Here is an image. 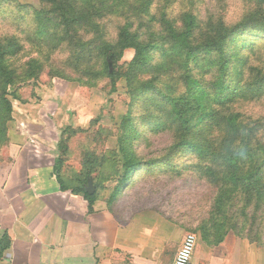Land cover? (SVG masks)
<instances>
[{
	"label": "rangeland",
	"instance_id": "374dc122",
	"mask_svg": "<svg viewBox=\"0 0 264 264\" xmlns=\"http://www.w3.org/2000/svg\"><path fill=\"white\" fill-rule=\"evenodd\" d=\"M190 15L199 39L228 33L232 101L215 104L212 70L201 71L206 113L192 109L185 127L162 94L182 90L172 75L181 58L170 26L181 29ZM105 41L118 58L114 89L99 54ZM150 44L156 47L138 72L136 46ZM217 116L233 123L218 132ZM220 133L224 148L242 152L238 158L199 160L189 150L203 134ZM27 142L30 149L55 145L68 185L91 163L104 199L184 225L198 236L195 256L227 234L264 246V0H0V164L11 160V145ZM127 155L151 164L115 196ZM206 165L214 167L200 169ZM171 166L178 168L168 173Z\"/></svg>",
	"mask_w": 264,
	"mask_h": 264
},
{
	"label": "crops",
	"instance_id": "0c3cea01",
	"mask_svg": "<svg viewBox=\"0 0 264 264\" xmlns=\"http://www.w3.org/2000/svg\"><path fill=\"white\" fill-rule=\"evenodd\" d=\"M41 145L13 144L0 164V264H173L184 225L156 211L128 213L112 195L90 210L82 193L61 189L55 145ZM199 249L192 264H264V246L249 236Z\"/></svg>",
	"mask_w": 264,
	"mask_h": 264
},
{
	"label": "trees",
	"instance_id": "16d2710c",
	"mask_svg": "<svg viewBox=\"0 0 264 264\" xmlns=\"http://www.w3.org/2000/svg\"><path fill=\"white\" fill-rule=\"evenodd\" d=\"M246 27H248V25L242 26L241 28ZM170 28L173 39L177 42L178 46V53L176 54L181 58L180 63L175 66L172 75L175 79H179L181 81L182 90L180 92H175L173 95L161 94L168 100L167 102H165L167 108H170L171 112L175 114L178 121L181 122V125L187 127L191 123V116L192 118L194 116V114L192 113V109L196 108L197 113H206V104H204L203 101L208 97L206 96L208 94L203 93V95H201V93H198V88L204 86L200 79L202 78V76L198 77L201 71L206 73L209 70H212L213 81L212 83H209L210 85L208 87H210L212 84L214 86V92H212L210 96L215 104L225 106L232 101V95H230L229 93L231 87L226 78L230 66L228 65V63L231 62L225 49V40L228 33H224L222 35L216 34L209 37L208 39H204L202 37L201 39H199L197 36V31H195L196 20L193 15H190L188 17L186 23L181 29L177 30L172 25L170 26ZM155 47V44H150L146 48H143L139 45L136 46L137 55L133 61L134 69L136 71L139 72V70L146 65V63L149 61L146 58V55L150 54ZM93 48L96 49L97 46L94 44ZM113 50L114 44L111 42L105 41L101 46H99V54L104 58L105 61L104 73L108 78H110L111 84L114 89L119 77L118 71H116L115 68L118 58L116 57ZM215 78L216 80L214 81ZM134 79L135 78L130 80V85L135 84ZM135 88L136 87H134V94L136 93ZM153 88L156 89L155 86H153ZM158 90L160 91L162 89L158 88ZM218 117L219 116H217L216 120H214V123L218 125V132H220V124H227L229 122L233 123L228 117L222 119H218ZM202 136L203 138L201 140H193L192 143H189L188 145L189 150L195 152L196 157L199 160H209L212 158H217L218 160L230 161L234 160L235 157L238 158L242 153L237 152V155H234V153L232 151H229L228 148H224L225 141H223L222 135L218 139L217 137L215 138L214 135L211 139H207L206 135L204 134ZM185 142L187 143L188 141L186 140ZM61 148L63 151H65L66 149V145L63 143V141ZM127 157L128 159L126 163V177H124V175L123 177H120L122 183L114 190L113 193L115 196L122 193L124 186L131 178L132 174L137 172V170H139L142 165L151 164L148 162L142 163L140 161L139 163H135L131 160L129 155H127ZM64 158L65 157L63 156L58 157L54 167V171L61 185V189L63 191L71 190L74 193H82L89 202L90 210H92V206L100 195L98 191H94L93 194L89 193L86 187L89 183V179L93 174L92 168L90 167L91 163H88L84 171L75 178L72 184L68 185L61 174ZM210 166L214 167V165H206L205 168L202 167L200 169H208L210 168ZM177 168L178 167L171 166L167 170V172L171 173V171H175ZM262 168L263 167H259L258 170H261ZM197 172L198 174L201 173L199 169L197 170ZM179 173H181V171ZM205 173L206 176L213 178L215 172H212L210 169Z\"/></svg>",
	"mask_w": 264,
	"mask_h": 264
},
{
	"label": "built area",
	"instance_id": "2783aa9c",
	"mask_svg": "<svg viewBox=\"0 0 264 264\" xmlns=\"http://www.w3.org/2000/svg\"><path fill=\"white\" fill-rule=\"evenodd\" d=\"M197 243L198 236L193 232H188L176 253L173 264H192Z\"/></svg>",
	"mask_w": 264,
	"mask_h": 264
},
{
	"label": "water",
	"instance_id": "95a60500",
	"mask_svg": "<svg viewBox=\"0 0 264 264\" xmlns=\"http://www.w3.org/2000/svg\"><path fill=\"white\" fill-rule=\"evenodd\" d=\"M87 190H88L89 193H91V194H93L94 191H95V186H94V184H93V179H92V178L89 179V183H88V188H87Z\"/></svg>",
	"mask_w": 264,
	"mask_h": 264
}]
</instances>
